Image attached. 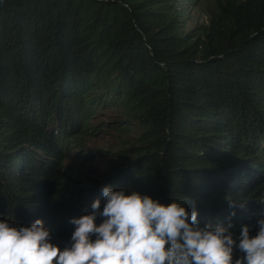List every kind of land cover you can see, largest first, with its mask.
<instances>
[{"label":"trees","instance_id":"1","mask_svg":"<svg viewBox=\"0 0 264 264\" xmlns=\"http://www.w3.org/2000/svg\"><path fill=\"white\" fill-rule=\"evenodd\" d=\"M197 1L207 21L186 28V4ZM101 108L143 133L83 188L65 160L93 135ZM107 186L164 205L187 197L195 226L232 223L237 241L242 226L257 234L264 0H0V221L41 219L63 250L70 221L96 200L103 210ZM242 255L234 249V261Z\"/></svg>","mask_w":264,"mask_h":264},{"label":"clouds","instance_id":"2","mask_svg":"<svg viewBox=\"0 0 264 264\" xmlns=\"http://www.w3.org/2000/svg\"><path fill=\"white\" fill-rule=\"evenodd\" d=\"M102 194L103 210L96 200L91 214L70 221L75 231L63 250L50 242L41 219L30 227L0 221V264H264V219L258 221L255 236L249 226H242L237 241L232 223L195 226L199 213L190 198L164 205L111 186ZM226 201L230 208L237 206L232 196ZM98 217L103 219L99 226ZM237 248L243 255L234 261Z\"/></svg>","mask_w":264,"mask_h":264},{"label":"rangeland","instance_id":"3","mask_svg":"<svg viewBox=\"0 0 264 264\" xmlns=\"http://www.w3.org/2000/svg\"><path fill=\"white\" fill-rule=\"evenodd\" d=\"M199 2L195 5L186 4V9L194 10L187 20L186 28L206 23L207 14L196 7ZM92 122L95 127L91 130L93 135L83 140V147L73 148L72 156L65 160L68 172L78 180L77 185L83 188L100 183L101 176L115 162L132 153L130 148L139 143L138 138L143 133L139 126L134 127V123L127 122L122 113L110 108L98 109ZM126 125H130L131 129H126ZM96 223L100 225V221Z\"/></svg>","mask_w":264,"mask_h":264}]
</instances>
